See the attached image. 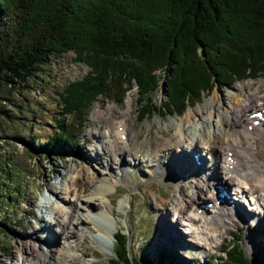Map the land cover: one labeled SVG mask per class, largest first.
Instances as JSON below:
<instances>
[{
  "label": "trees",
  "instance_id": "trees-1",
  "mask_svg": "<svg viewBox=\"0 0 264 264\" xmlns=\"http://www.w3.org/2000/svg\"><path fill=\"white\" fill-rule=\"evenodd\" d=\"M66 51L88 70L57 93L65 118L43 147L64 155L79 148L93 101L121 102L124 84L138 90L142 120L159 83L166 90L159 111L171 115L214 86L264 75V0H0V79L23 82L50 55ZM10 195L18 199L9 191L0 203ZM128 248L118 232L108 263L184 264L162 248L144 260ZM223 251L204 264H264V243L251 256L236 241Z\"/></svg>",
  "mask_w": 264,
  "mask_h": 264
},
{
  "label": "rangeland",
  "instance_id": "rangeland-1",
  "mask_svg": "<svg viewBox=\"0 0 264 264\" xmlns=\"http://www.w3.org/2000/svg\"><path fill=\"white\" fill-rule=\"evenodd\" d=\"M49 57L47 63L38 64L37 72L31 77H27L23 82L14 81L10 83V86L4 78L0 79V182L5 183L0 189V198L6 196L9 191L16 192L18 197V199H14V196L10 195L11 199L8 202L0 203V230H5V232L0 231V245L7 252L0 250V264H19L16 257L19 258L23 250L16 251V241L22 240L24 245L28 246L32 242L31 231L41 235L42 232L37 227L38 222H34L37 223L36 225L33 224V219L36 220V215L40 211L38 204L41 196L50 194V188L63 190L62 187L68 183L71 177L80 174L82 167H86L88 172H92L95 165L101 166L100 161L103 158L102 154L98 155V152L103 151V148L106 147L107 136L109 131L114 128L115 122L122 119L127 120L125 130L131 138L126 137L127 139H135L136 145L134 144V146L136 148H140V143L145 137H148L149 143H145L142 147H154L153 136L155 134L159 135L162 140H167L176 133L172 121L189 120L187 124L191 127L194 126L197 120L188 119V113L206 101L214 103L216 98V101L221 104L223 99L232 100V97L236 98L237 96L243 99L244 91L255 94L256 99H264V75H261L256 78L233 82L223 89L213 88L211 92L205 93L197 103L188 105L181 115H159L157 109L166 96V90L164 84L158 82L159 85L151 95L155 109L150 114L148 113V117L139 121L136 117L138 107L135 96L137 91L136 88L132 87L131 93L127 94L124 102L108 101L106 103L100 101L101 99L98 97L93 101L87 114L89 116L84 128L85 132L80 137L81 146L79 148H67L66 152L68 153L65 155L57 151L50 153L46 147H43V144L49 135L56 130V122L65 118L59 113L60 104L57 93L62 92L66 83L82 77L88 67L82 62L76 61L71 51L60 54L53 53ZM158 74L162 75V72ZM249 81L253 82V85L243 89V85ZM242 89L243 92L240 91ZM129 95L131 96V103H128L130 101L127 99ZM156 121L169 125V130H163L161 134H157ZM102 133L105 135V142L100 138ZM135 135L138 137L136 138ZM249 141L256 142V148L260 151L258 159L264 170L263 136L254 134ZM46 146L49 147V145ZM200 149L202 147L198 150ZM132 155L133 153L128 154L129 157ZM97 157L99 158L98 164L95 160ZM132 165L127 164L125 166L127 172L125 180L127 181L122 184L118 183L113 188L115 191L111 188L110 194L114 198L115 211L121 205L120 203L125 199L127 200L128 195L131 194V207L127 212L131 226L129 229L125 226L126 214L122 213L121 210L118 214L123 218H117L120 224L117 229L123 228L125 232L128 231L129 233L131 227L132 232L128 234V242L129 252L132 256L144 260L148 256H156L157 249L162 248L172 253L177 260L184 264H203L209 253L220 254L221 244L231 242L236 237L239 238L238 240L245 248L247 256H251L257 249L255 245H252V241L257 239L258 243H264V215L255 216V211L258 210L257 205H246L250 210L253 207L254 215L249 216V213L247 218H242L239 222L220 226L217 233L218 238L212 244V248L207 243H203L201 240L197 241V238L186 234L187 238L192 239V243H187V241L184 243L181 239L175 240L170 237L169 229L166 228L168 226L164 227V220L161 215L168 210L167 219L173 221V228L181 233L184 231L181 217L173 212L174 205L171 204L174 196L178 202L181 201L180 192L175 190V183L159 181L158 179H162L161 176L149 177L148 167L143 164ZM178 188L188 194L189 197L195 195L193 193L194 188L189 183L182 182ZM74 193L75 189L71 187L69 195L73 197ZM53 197L55 196L53 195ZM153 199L161 202V204L155 203ZM56 201L58 206L62 204L58 199ZM126 204L128 205V201ZM180 205L183 206L184 203L180 202ZM157 207H160L161 211H156ZM38 208L39 211H37ZM255 208L257 209L255 210ZM43 210L48 215L50 214L49 211L46 212L45 208ZM33 211H35L34 214ZM108 220H110L111 226V219ZM187 227L189 228V226ZM56 228H58L57 225L52 224V229ZM92 234L94 235V232L88 231L84 239V244L90 248L89 253L83 255L79 249L75 250V253L82 256L80 262L107 264V261L114 256L111 249L113 246L111 244L103 248L94 243L90 238ZM253 234L255 236H252ZM42 238L37 236L36 242H43L45 249H48V246L54 247L47 245ZM58 239V243L63 244L64 237L61 235ZM194 242L199 245L193 244ZM91 248L99 257L95 258L92 255Z\"/></svg>",
  "mask_w": 264,
  "mask_h": 264
},
{
  "label": "bare ground",
  "instance_id": "bare-ground-1",
  "mask_svg": "<svg viewBox=\"0 0 264 264\" xmlns=\"http://www.w3.org/2000/svg\"><path fill=\"white\" fill-rule=\"evenodd\" d=\"M251 85L253 82L249 81L243 85V89L250 88ZM243 89L240 91L243 92ZM243 96V99L238 96L232 97V100L223 99L221 104L216 98L213 104L210 101L204 102L188 113V119L197 120L194 126L187 124L189 120L172 121L176 133L167 140H162L155 134L154 147H142L149 143L148 137L140 141V148L134 146L135 139H129L131 138L129 136L128 139L126 137V140H121L119 136L125 131L119 133L117 127L121 126L125 130L127 120L115 122L114 128L109 131L107 141L104 140V133L100 136L104 142L106 141V147L98 152L103 158L100 161L101 166L95 165L92 172L82 167L80 174L71 177L68 185L62 187L63 190L50 188V194L44 195L40 200L38 204L40 213H37L34 222H38L37 227L43 234L38 235L37 232L31 231L32 242L28 246L24 245L22 240H17L16 251L23 250V253L19 258L16 257V261L19 264H88L86 261L80 262L82 256L75 253L77 249L81 250L83 255L89 253V246L84 244L88 231L94 232L90 238L103 248L113 244V234L120 226L117 218L122 217L118 212L122 210V213L126 214L125 226L129 228L131 224L127 214L131 207V194L127 200L120 203L116 211L114 198L110 195L118 182L127 181L125 180L127 164H133L132 166L143 164L148 167L149 177L161 176L162 179H158L159 181L175 183V190L180 192V202L184 205H180L175 196L171 204L174 205L173 212L181 217V222L186 221L183 222L184 231L181 233L173 228V221L167 219L168 210L161 214L164 227H169L166 228L169 229L170 237L175 240L181 239L184 243L186 241L192 243V239L186 237L190 235L212 248V244L218 238L220 226L239 222L242 218H247L249 213V216L254 215L253 207L250 210L246 205H257L255 216L264 215L263 165L258 159L260 151L256 148V142L249 141L254 134L262 135L264 138V113L259 125L247 129L254 121V118H249V114L255 111L253 110L255 107L264 109V99H256L255 94L247 91H244ZM127 99L130 100L128 103H131L130 95ZM155 125L157 134L169 130V125H164L160 121H156ZM201 147L202 149L198 150ZM131 153L133 155L129 157L128 154ZM204 158H207V163L199 164L198 160L203 162ZM98 159V157L95 159L97 164ZM182 182L192 185L195 194L193 197L179 190ZM217 186H222L230 195L233 194V198L229 196L231 202L225 196L219 197ZM71 187L75 189L73 197L69 195ZM235 198H239V201H234ZM56 199L62 202L60 206L57 205ZM153 200L161 204L156 199ZM208 201L212 202L210 209L201 206ZM43 208L50 214L45 213ZM199 208L203 209L196 213V209ZM159 210L160 207H157L156 211ZM95 217L105 222L111 219V226L106 230L108 234L105 232L104 235H100L99 232H102L105 226L102 222L98 223ZM52 222L58 228L53 230ZM60 227L62 230L59 232ZM61 235L65 243L60 245L58 237ZM37 236L40 239L43 237L47 245L54 247L48 246V249H45L43 242H36ZM90 251L95 258L99 257L92 248Z\"/></svg>",
  "mask_w": 264,
  "mask_h": 264
}]
</instances>
